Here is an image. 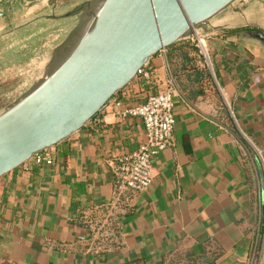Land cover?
<instances>
[{
  "label": "crops",
  "instance_id": "1",
  "mask_svg": "<svg viewBox=\"0 0 264 264\" xmlns=\"http://www.w3.org/2000/svg\"><path fill=\"white\" fill-rule=\"evenodd\" d=\"M248 31L264 36V0H239L195 31L209 35L210 65L171 49L195 48L187 39L117 95L136 105L176 90L173 144L154 158L147 191L114 204V165L146 137L139 119L109 108L54 146L52 166L30 161L1 178L0 264H162L174 254L182 264H264L253 150L264 157V42ZM108 208L116 240L101 234Z\"/></svg>",
  "mask_w": 264,
  "mask_h": 264
},
{
  "label": "water",
  "instance_id": "2",
  "mask_svg": "<svg viewBox=\"0 0 264 264\" xmlns=\"http://www.w3.org/2000/svg\"><path fill=\"white\" fill-rule=\"evenodd\" d=\"M237 1L101 0L67 57L0 113V179L86 127L151 58Z\"/></svg>",
  "mask_w": 264,
  "mask_h": 264
},
{
  "label": "rangeland",
  "instance_id": "3",
  "mask_svg": "<svg viewBox=\"0 0 264 264\" xmlns=\"http://www.w3.org/2000/svg\"><path fill=\"white\" fill-rule=\"evenodd\" d=\"M96 4L17 0L0 5V113L67 57Z\"/></svg>",
  "mask_w": 264,
  "mask_h": 264
},
{
  "label": "built area",
  "instance_id": "4",
  "mask_svg": "<svg viewBox=\"0 0 264 264\" xmlns=\"http://www.w3.org/2000/svg\"><path fill=\"white\" fill-rule=\"evenodd\" d=\"M15 1L17 0H0V5ZM208 40L209 35L199 32H194L189 38V41L196 48L199 60L210 65ZM146 66L139 70L137 77L150 78L151 74L146 70ZM175 94L176 90L169 89L163 93L150 95L144 102L136 105L126 104L118 99L116 95L91 121L100 124L103 120L105 109L109 108L118 117L139 119L144 125L145 143L135 152L121 156L114 165L113 176L116 188L114 204L120 203L129 192H145L152 186L153 160L158 154L167 150L173 144L176 124L174 115ZM253 150L259 160L261 169L258 176L257 191L259 213L262 219L261 228L264 230V157L261 150L257 148ZM54 155L55 149L52 147L36 154L31 161L37 166H52L55 160ZM108 212L107 216L109 217L112 212L111 208H108ZM101 234L103 237L111 236L113 234L112 227L107 224Z\"/></svg>",
  "mask_w": 264,
  "mask_h": 264
},
{
  "label": "trees",
  "instance_id": "5",
  "mask_svg": "<svg viewBox=\"0 0 264 264\" xmlns=\"http://www.w3.org/2000/svg\"><path fill=\"white\" fill-rule=\"evenodd\" d=\"M181 48H183L182 50H185V51H191V52H195L196 51L195 48H191V47H187V46L184 47L182 45L177 46V47H173L171 49L178 50V49H181ZM104 211H107V210L105 209ZM107 215H108V213H107ZM108 221H109V223H110V225H111V227L113 229V232H114V235H113L112 238H110V240H114V239L116 240V238H117V230L115 228L116 226L114 224V219L111 216H109L108 217ZM96 228H98V227H96ZM182 263L183 262L179 259V257H177V255L174 254L172 257L165 258L162 264H182ZM127 264H146V262L144 260H136L134 262H130V263H127Z\"/></svg>",
  "mask_w": 264,
  "mask_h": 264
}]
</instances>
